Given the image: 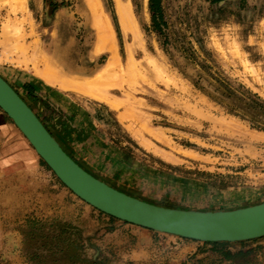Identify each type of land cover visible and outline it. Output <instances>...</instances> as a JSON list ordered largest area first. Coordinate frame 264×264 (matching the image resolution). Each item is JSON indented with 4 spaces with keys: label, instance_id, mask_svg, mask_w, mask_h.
<instances>
[{
    "label": "rangeland",
    "instance_id": "1",
    "mask_svg": "<svg viewBox=\"0 0 264 264\" xmlns=\"http://www.w3.org/2000/svg\"><path fill=\"white\" fill-rule=\"evenodd\" d=\"M19 2L0 0V72L85 170L172 209L264 202V0H162L161 29L151 0H98L121 69L111 79L90 0ZM29 224L34 264L120 260L103 251L101 232ZM182 240L161 250L167 264H264V238L192 253Z\"/></svg>",
    "mask_w": 264,
    "mask_h": 264
},
{
    "label": "crops",
    "instance_id": "2",
    "mask_svg": "<svg viewBox=\"0 0 264 264\" xmlns=\"http://www.w3.org/2000/svg\"><path fill=\"white\" fill-rule=\"evenodd\" d=\"M0 75L17 91L5 74ZM31 221L40 223L41 229L51 235L72 224L84 236L101 232L99 237L105 236L100 242L103 251L110 255L117 252L118 264H167L161 250L168 244L186 243L182 238L109 217L63 184H56L50 168L0 109V264H34L24 244ZM190 242L183 246L188 253L200 249L202 243ZM174 261L172 264H183Z\"/></svg>",
    "mask_w": 264,
    "mask_h": 264
},
{
    "label": "water",
    "instance_id": "3",
    "mask_svg": "<svg viewBox=\"0 0 264 264\" xmlns=\"http://www.w3.org/2000/svg\"><path fill=\"white\" fill-rule=\"evenodd\" d=\"M0 109L64 186L109 217L159 234L205 244H234L264 238V203L230 211L172 209L132 197L96 178L64 150L1 75Z\"/></svg>",
    "mask_w": 264,
    "mask_h": 264
},
{
    "label": "bare ground",
    "instance_id": "4",
    "mask_svg": "<svg viewBox=\"0 0 264 264\" xmlns=\"http://www.w3.org/2000/svg\"><path fill=\"white\" fill-rule=\"evenodd\" d=\"M14 1H16V0H14ZM17 1L18 2L20 1L19 3H22L21 1L24 2L25 0H17ZM90 3H91V8H92V10H93V12L95 14L96 19L99 20L97 27L99 28L100 41H101L100 50H103V49L108 50V49H110V51L112 52V55H113L111 60H110V63L108 64V66H107V68L105 70V74L108 77H110V79H111L112 75H113V77L115 75L118 76V73L121 72L120 65H119L120 63H119V60H118L116 47H115L114 44L112 45V43H110V40L112 41V38H113L112 28L109 26V23L106 20L103 19L104 17H102L103 15H102V13L100 11V4H99L98 0H90ZM119 14H120L121 23H122V26L124 27V29L126 31L127 30H132L133 20H132L131 13L129 11H127V10L122 9L121 6L119 5ZM118 68L120 69L119 71H118ZM129 68H130V66H129ZM49 82H50V80H49ZM56 83H58V82H56ZM62 84H64V82ZM65 84L67 85V82H65ZM56 85H58V84H56ZM62 89L68 90L69 87L65 86V85H62ZM111 105L114 108H116V109H118L120 107V104L111 103ZM168 157H170V156H168Z\"/></svg>",
    "mask_w": 264,
    "mask_h": 264
},
{
    "label": "trees",
    "instance_id": "5",
    "mask_svg": "<svg viewBox=\"0 0 264 264\" xmlns=\"http://www.w3.org/2000/svg\"><path fill=\"white\" fill-rule=\"evenodd\" d=\"M152 2V10L154 14V25L156 29H161V19H163L162 12H163V7H162V0H151ZM45 125V124H44ZM46 126V125H45ZM48 129V127L46 126ZM49 130V129H48ZM50 131V130H49ZM50 133L53 135V133L50 131ZM55 137V135H53ZM58 142L61 144L63 147L61 141L55 137ZM64 148V147H63ZM65 150V149H64ZM66 151V150H65ZM67 152V151H66ZM68 153V152H67ZM69 154V153H68ZM70 155V154H69ZM211 245H225L227 243H209Z\"/></svg>",
    "mask_w": 264,
    "mask_h": 264
}]
</instances>
